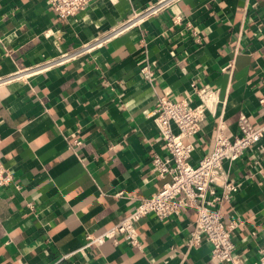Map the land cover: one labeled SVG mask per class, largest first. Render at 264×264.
Returning <instances> with one entry per match:
<instances>
[{"label":"crops","instance_id":"crops-1","mask_svg":"<svg viewBox=\"0 0 264 264\" xmlns=\"http://www.w3.org/2000/svg\"><path fill=\"white\" fill-rule=\"evenodd\" d=\"M160 1L92 0L63 18L49 0H0V78L33 70L0 84V154L12 174L0 189V264H230L212 258L207 240L188 246L194 208L141 219L142 249L122 237L85 247L87 234L113 226L165 181L151 167L167 154L152 115L157 97H187L193 82L219 89L216 114L192 138L194 164L220 128L239 132L242 115L264 123V0H176L105 38ZM147 64L152 82L141 74ZM224 168L240 183L224 218L242 220L233 232L237 257L256 264L264 140Z\"/></svg>","mask_w":264,"mask_h":264},{"label":"built area","instance_id":"built-area-1","mask_svg":"<svg viewBox=\"0 0 264 264\" xmlns=\"http://www.w3.org/2000/svg\"><path fill=\"white\" fill-rule=\"evenodd\" d=\"M92 0H49L63 18L73 16L84 10ZM176 0H161L144 13L134 12L133 16L121 27L105 38L119 33L125 28L132 27ZM180 22V17L174 18ZM187 26L192 27L190 21ZM194 40L202 43V35L197 29H191ZM100 41L91 45H84L82 51H89ZM70 54V56L76 55ZM69 57V56H68ZM67 57V58H68ZM66 57L49 61L41 68L49 67L58 62H64ZM149 63V62H148ZM228 67H225L226 70ZM33 70H21L7 77L0 78V84L18 78L32 75ZM143 77L152 82L156 73L150 64L141 69ZM191 95L175 98L171 95L157 97L155 108L152 111L154 121L167 149V154H156L151 159V167L155 176L165 179L161 188L148 197H143L136 206L124 215L117 223L100 234H87L85 247L100 246L112 237H122L132 247L142 249L137 223L150 214L160 219L181 215L188 208H194L196 218L188 239L190 248L199 247L204 240L211 244L212 258L218 262L240 264L236 253V243L233 232L242 223L234 218L226 221L222 211L224 202L233 199L240 188V183L230 179L224 168V163L230 164L244 157L255 145L264 140V123L254 126L246 115L238 121L239 132L235 136H228L223 127L215 137L213 149L199 159L191 162L194 142L192 138L200 130L206 114H216L220 102L219 89L210 84H191ZM262 102L264 100H261ZM12 180V174L5 166L0 154V189ZM260 259L256 264H264V247L260 250ZM57 264V262L47 263Z\"/></svg>","mask_w":264,"mask_h":264}]
</instances>
